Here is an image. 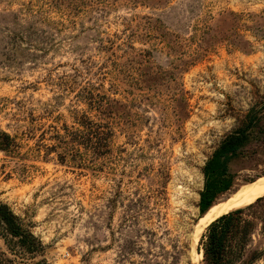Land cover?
<instances>
[{
	"label": "rangeland",
	"instance_id": "rangeland-1",
	"mask_svg": "<svg viewBox=\"0 0 264 264\" xmlns=\"http://www.w3.org/2000/svg\"><path fill=\"white\" fill-rule=\"evenodd\" d=\"M263 96L264 0H0V202L48 264H201L204 167ZM259 114L214 203L264 181ZM84 117L107 153L59 162L53 132Z\"/></svg>",
	"mask_w": 264,
	"mask_h": 264
},
{
	"label": "trees",
	"instance_id": "trees-1",
	"mask_svg": "<svg viewBox=\"0 0 264 264\" xmlns=\"http://www.w3.org/2000/svg\"><path fill=\"white\" fill-rule=\"evenodd\" d=\"M263 109L264 96L260 104L248 111L243 125L225 137L205 165V185L199 194L200 215L214 203L217 195L229 190V182L218 187L209 183L210 178L216 174L223 176L226 174L227 163L239 156L240 149L254 135L253 128L259 124V113ZM79 123L81 130L64 128L63 134L55 130L51 136L55 141L51 149L62 150L57 154L61 163L66 157L75 162L77 158L73 157L77 156L78 165H81L91 162L81 159L83 155H89L90 159L94 160L107 153L110 132L101 124L94 123L86 117ZM15 148L13 138L0 131V152L14 155ZM80 148L85 153H81ZM255 234L261 237V242L252 247ZM196 251L202 256L201 264H254L264 260V195L257 197L245 207L211 219L200 237ZM45 254L46 246L40 239L6 204L0 202V264H48Z\"/></svg>",
	"mask_w": 264,
	"mask_h": 264
},
{
	"label": "bare ground",
	"instance_id": "bare-ground-1",
	"mask_svg": "<svg viewBox=\"0 0 264 264\" xmlns=\"http://www.w3.org/2000/svg\"><path fill=\"white\" fill-rule=\"evenodd\" d=\"M264 193V181L257 185L252 191L245 193L243 195L236 196L234 198L224 199L221 202L214 203L209 206V208L198 217L197 223L194 226V230L190 235V252L189 259L191 262L198 261L199 253L196 252L197 239L201 235L202 231L207 226L208 222L220 215L226 214L232 210L242 208L252 203L256 197Z\"/></svg>",
	"mask_w": 264,
	"mask_h": 264
},
{
	"label": "water",
	"instance_id": "water-1",
	"mask_svg": "<svg viewBox=\"0 0 264 264\" xmlns=\"http://www.w3.org/2000/svg\"><path fill=\"white\" fill-rule=\"evenodd\" d=\"M197 252V251H196Z\"/></svg>",
	"mask_w": 264,
	"mask_h": 264
}]
</instances>
